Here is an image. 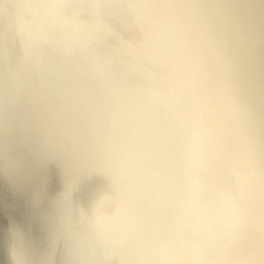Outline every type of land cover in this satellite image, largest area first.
Listing matches in <instances>:
<instances>
[{
    "label": "clouds",
    "instance_id": "1",
    "mask_svg": "<svg viewBox=\"0 0 264 264\" xmlns=\"http://www.w3.org/2000/svg\"><path fill=\"white\" fill-rule=\"evenodd\" d=\"M0 264H264V0H0Z\"/></svg>",
    "mask_w": 264,
    "mask_h": 264
}]
</instances>
